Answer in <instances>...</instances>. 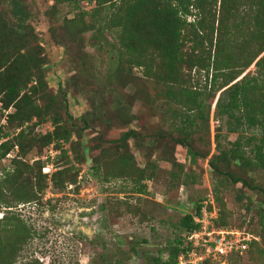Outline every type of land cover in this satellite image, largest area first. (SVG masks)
Returning a JSON list of instances; mask_svg holds the SVG:
<instances>
[{"label": "trees", "instance_id": "16d2710c", "mask_svg": "<svg viewBox=\"0 0 264 264\" xmlns=\"http://www.w3.org/2000/svg\"><path fill=\"white\" fill-rule=\"evenodd\" d=\"M51 1L53 4L44 12L48 32L54 44L63 49L74 73L65 81V88L58 84L57 92L47 84L49 60L28 24L31 14L24 0H0V162L17 148V155L0 176V211L4 209L0 264H21L18 255L35 231L13 209L18 205L36 206L48 185L47 175L42 174L45 164L39 160L29 164L24 158L52 145L59 152L55 161L59 166L49 183L62 192L77 184L75 165L84 159L83 133L99 125L124 131L117 139L103 140L94 147L99 150L93 158L95 177L102 176L105 182L131 181L133 193L141 196L146 193L143 182L155 177L152 153L171 143L181 147L191 166L207 161L213 176L226 182L229 189L240 184L260 197V231L251 234L259 240L250 246L264 254L260 248L264 246V187L250 178L252 173H264V0ZM87 49L108 56L104 72L97 71L95 58ZM251 67L253 73L248 72ZM201 71L205 74L204 87L199 81L192 84L190 76ZM128 87L129 92L125 90ZM69 92L88 96L90 110L78 120L67 112ZM216 93L220 94L215 104L217 118L225 119L228 133L238 136L225 147L218 141V134L214 135L216 153L212 154L211 148L200 151L195 147L201 140L194 134L198 122L210 118L204 99L214 100ZM136 102L140 109L135 113ZM147 115L156 117L161 128L153 134L131 128ZM46 123L52 130L35 134L36 127ZM139 128L144 129V125ZM246 131L257 134L240 136ZM130 140L139 152L148 151L142 168L130 150ZM104 144L111 145L112 151L102 148ZM62 145H69V150ZM167 153L166 147L160 160L184 174L183 166ZM182 174L171 173L176 186L195 182L193 174H184L183 178ZM213 192L218 210L215 224L228 227L225 218L229 214L216 186ZM237 199L241 202L245 197L237 193ZM200 208L196 205L195 211ZM191 216L180 219L181 233L198 228ZM189 250L180 236L162 250L167 258H155L152 264H177V258ZM239 257L231 255L229 264Z\"/></svg>", "mask_w": 264, "mask_h": 264}, {"label": "rangeland", "instance_id": "374dc122", "mask_svg": "<svg viewBox=\"0 0 264 264\" xmlns=\"http://www.w3.org/2000/svg\"><path fill=\"white\" fill-rule=\"evenodd\" d=\"M52 4L51 0H24V6L31 14L28 24L44 45L49 60L45 69L47 84L53 92H57L58 84L65 88V81L74 73L67 65L63 49L54 44L48 32L49 23L44 17V12ZM83 6L86 9L90 8L87 4ZM61 11L66 12L64 8ZM87 52L95 58L97 71L104 72L109 63L108 56L97 54L90 49H87ZM248 72L253 73L254 68L251 67ZM193 74L190 73L192 84L199 81L201 87H204V72ZM207 88L209 90L210 82ZM130 89L128 87L125 90L129 92ZM219 93H216L217 98L214 100L204 99L205 109L210 108V118L207 122H198L199 127L195 129L197 132L194 134L196 140H201L196 141L195 147L200 151L211 148L212 154L216 153L214 135L218 134V141L225 147H228L229 142H234L238 136L228 133L225 119L217 118L215 104L220 96ZM87 98L86 94L75 96L71 92L67 94V112L72 119L78 120L84 112L90 110ZM139 109L140 103L136 102L133 111L136 113ZM144 118V121L132 124L131 128H137L145 132L144 134H153L161 128L156 117L147 115ZM141 125H144V129L139 128ZM51 130L52 126L46 123L36 127L35 134H44ZM123 131L118 127L106 130L99 125L94 130L84 132L81 148L84 159L80 165H75L78 168L77 184L67 187L62 192H57L49 183L50 175L59 166L55 164L59 152L52 145L41 153L32 152L24 158L29 164L38 160L45 164L44 168L48 173L42 172V174L47 175L48 185L36 206L18 205L13 209V212L35 231L33 239L18 255L19 263L26 264L37 260L40 264H152L155 258L165 260L167 255L162 250L178 237L184 239L186 236L178 229L182 216L188 214L193 216L196 213V205L204 206L206 203L209 206L212 202L215 207L217 206V203H213L216 195L213 192L214 186L218 188V197L223 199L229 214L225 218L229 228L245 229L250 234L260 231L257 214L260 197L252 191L243 189L240 184L229 189L226 182L222 183L223 180L213 176L207 161H198L196 166H191L186 150L174 147L172 143L166 146L169 158H175L177 163L183 166L184 174H193L195 182L176 186L177 182L171 179V173L176 175L182 173L178 168L160 160L166 147L152 153L150 161L156 163L155 177L153 180L143 182L146 193L141 196L133 193L131 181L105 182L102 176L95 177L92 172L95 166L93 158L98 155L99 150H95L94 147L100 145L103 140L117 139ZM254 134L257 133L240 132V136L245 138ZM72 140L76 141L77 138L73 137ZM129 144L137 165L142 168L145 166L144 157L148 151L139 152L133 140H130ZM62 146L64 150H69V145ZM107 147L112 151L111 145H102V148ZM249 149L244 150L249 151ZM9 155L0 162V176L17 155V150L14 149ZM68 155L72 158L70 152ZM250 178L256 185L264 187L263 172L252 173ZM237 193L243 195L245 200L238 201ZM249 202H251L249 210H246ZM124 204H127L128 208ZM3 212L4 209H1L0 219L3 217ZM67 215H71L69 226H72L75 215L80 217L79 221L84 227L85 234L72 237L66 233L59 223ZM260 248L264 251L262 244ZM241 256L233 258V264H264V254L252 246Z\"/></svg>", "mask_w": 264, "mask_h": 264}, {"label": "built area", "instance_id": "2783aa9c", "mask_svg": "<svg viewBox=\"0 0 264 264\" xmlns=\"http://www.w3.org/2000/svg\"><path fill=\"white\" fill-rule=\"evenodd\" d=\"M9 156L8 154L6 157ZM42 172L48 173L46 168ZM204 204L199 212L191 216L198 228L185 233L184 241L190 246V250L177 258V264H229L231 255H242L249 249L252 241L259 240L245 229L217 227V208L212 202L209 204L210 208Z\"/></svg>", "mask_w": 264, "mask_h": 264}, {"label": "flooded vegetation", "instance_id": "af4514ba", "mask_svg": "<svg viewBox=\"0 0 264 264\" xmlns=\"http://www.w3.org/2000/svg\"><path fill=\"white\" fill-rule=\"evenodd\" d=\"M71 215H67L66 218H64V220L60 221V225L63 226L64 230L66 231L67 234H69L70 236L74 237L78 234H85L84 232V227L81 226V223L79 221L80 217L75 215V217L72 219V226H69V221L70 220Z\"/></svg>", "mask_w": 264, "mask_h": 264}]
</instances>
